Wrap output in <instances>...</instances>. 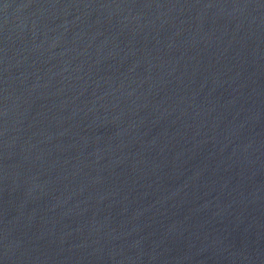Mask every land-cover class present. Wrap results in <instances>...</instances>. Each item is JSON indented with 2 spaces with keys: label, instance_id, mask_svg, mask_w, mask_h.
<instances>
[{
  "label": "water",
  "instance_id": "1",
  "mask_svg": "<svg viewBox=\"0 0 264 264\" xmlns=\"http://www.w3.org/2000/svg\"><path fill=\"white\" fill-rule=\"evenodd\" d=\"M0 264H264V0H0Z\"/></svg>",
  "mask_w": 264,
  "mask_h": 264
}]
</instances>
